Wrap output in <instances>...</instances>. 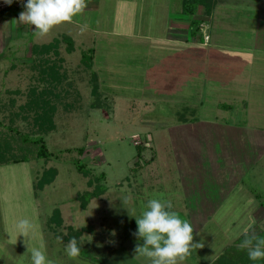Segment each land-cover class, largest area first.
I'll use <instances>...</instances> for the list:
<instances>
[{"label": "rangeland", "instance_id": "1", "mask_svg": "<svg viewBox=\"0 0 264 264\" xmlns=\"http://www.w3.org/2000/svg\"><path fill=\"white\" fill-rule=\"evenodd\" d=\"M154 1L95 0L94 8H89V2L73 23H62L44 38L34 34V26L26 28L18 22L23 8L16 10L15 18L0 20V123L6 125L10 115L25 104L29 88L37 86L31 68L32 46L47 45L63 36L75 43L72 54L64 42L60 47L67 80L58 90L56 129L46 137L49 151L57 158L0 167V264H31L32 248L44 251L54 264H151L136 255V246L144 241L133 233L142 205L155 193H163L173 210L192 223L193 243L204 244L183 264H210L242 235L264 231V209L256 198L264 197V65L254 71L259 84L253 86L249 59L243 55L247 52L206 71L198 62L204 59H197L188 47L181 54L176 51L182 47L174 51L166 43L148 39L166 34L161 19L158 24L156 18L151 19ZM85 24L88 27L81 32ZM236 39L233 44L244 47ZM91 48L95 54L90 72L82 57ZM191 50L197 53L199 49L192 46ZM187 59L193 62L191 75L181 69ZM92 72L98 76L97 99L92 95ZM187 76L191 81L187 82ZM244 101L250 105L249 112L244 111ZM223 104L233 109L219 108ZM187 109L197 112V126L183 127L179 122L178 113ZM200 123L215 130H206L197 138L183 135V129H198ZM16 125L22 131L30 129L20 119ZM137 146L143 147L140 159ZM197 146L214 152L207 157L214 156L215 161L205 167L206 175L185 169L188 174L182 177L174 148L182 147L179 156L189 164L192 156L206 155L192 149L189 155L184 150ZM211 146L225 149L215 152ZM80 148L84 149L82 156L77 152ZM77 159L91 170L92 178L104 175L107 187L86 211L77 196L92 188L88 187L90 178L74 165ZM50 168H56L58 176L36 197L33 186ZM194 205L207 207L196 210L191 219L183 216L182 207ZM55 209L61 212L63 226L52 230L48 222ZM20 219L33 225L28 237L18 235ZM88 226L96 232L84 235L82 241L91 256L70 259L64 240L68 227ZM106 246L114 247L116 253L108 261H99L109 251Z\"/></svg>", "mask_w": 264, "mask_h": 264}, {"label": "trees", "instance_id": "2", "mask_svg": "<svg viewBox=\"0 0 264 264\" xmlns=\"http://www.w3.org/2000/svg\"><path fill=\"white\" fill-rule=\"evenodd\" d=\"M214 7V0H182V13L190 18L198 15L200 10L204 15L212 12ZM10 10H5L0 13V18L5 17ZM202 22L198 19L191 20L189 35L192 41L202 42L201 28ZM67 45V52L72 54L75 52V43L73 39L68 36H63L61 39H55L47 45H33L31 48V55L34 58L32 69L35 72L37 86H31L27 93V100L25 104L19 106L18 112L10 115L9 123H0V126L5 129L0 132V167L11 164L29 163L35 160L50 161L57 156L51 153L47 147L46 137L56 129L54 123V115L56 111V103L60 101L59 86L67 80L66 74L62 70L63 59L60 57V47L62 43ZM94 60V50L90 49L83 53L82 64L91 72ZM92 95L97 99L100 96L98 76L96 73L91 74ZM18 92H16L17 94ZM11 105H15V100L11 99ZM96 106V105H93ZM219 108L223 110H232L230 105H220ZM180 123H194L198 121L197 112L194 110H185L178 113ZM190 114L192 118H188ZM21 120L29 126V131H22L16 125V120ZM138 158L140 159L143 153V147H136ZM79 155L84 154V149L80 148L77 151ZM78 172L88 181V187L92 188L90 191L79 193L77 201L80 203V208L86 211L90 202L100 199L107 192V187L103 183L105 176L92 178L91 170L87 168L82 160L77 159L73 161ZM136 167H140L139 161L136 162ZM135 171V169H133ZM56 168L45 170L38 178L37 184L33 186L34 195L37 197L39 192H42L45 187L50 186L55 182L58 176ZM259 205L264 209V197L256 196ZM48 226L52 230H56L63 226V219L59 209H55L53 215L49 219ZM54 226V228H53ZM68 235L64 237L66 242L75 237L78 246L80 247V255L83 258H89V246L84 245L82 238L84 235L90 233L94 234L95 228L93 226L82 227L74 229L68 227ZM249 235V234H248ZM257 236L264 238V231L257 234ZM246 238L245 234L236 240L232 245L227 247L213 262L210 264H264V259L252 261L248 258L247 249H240L239 244ZM107 247V246H106ZM105 247V248H106ZM108 248V247H107ZM106 248V249H107ZM109 251L102 253L104 259L99 261H108L115 253L114 247H109ZM111 252V253H110ZM101 256V258H102ZM101 264V263H100Z\"/></svg>", "mask_w": 264, "mask_h": 264}, {"label": "crops", "instance_id": "3", "mask_svg": "<svg viewBox=\"0 0 264 264\" xmlns=\"http://www.w3.org/2000/svg\"><path fill=\"white\" fill-rule=\"evenodd\" d=\"M88 1L89 0H87L88 5L89 2L91 5V7L89 8H94L95 0H91L92 2ZM151 10V19L153 20L154 18H156L157 24L159 19H161L162 25L165 26L166 34L164 38L147 37L148 39L154 42L166 43L170 46V49L174 51L176 48L178 49V47H182V51H176L177 53L179 52L181 54L184 52L185 46L188 47L189 52H192L194 55H196L197 59H200L201 61L202 59H204L202 63L200 61L198 62L201 68L203 69L204 67L206 71L213 64L216 65L219 62V66H222L221 64L224 65L225 59L230 60L234 58L235 55H242L240 54V52H247L243 55H245V57L249 59V66L251 70V76H249V79H252L253 86L259 84V79L256 78V74L254 71L256 70V68L258 69L260 65H264V0H214V7L210 14L204 15L203 11L200 10L198 15L193 18L183 15L182 0H157L156 2L154 1V3H152ZM22 11H24V8ZM16 15L17 11L12 9L5 17L0 18V20L15 18ZM193 19H198L202 22V42L192 41L190 39L189 29L191 20ZM27 27H29V25H27L26 28ZM14 28L15 27H13V29ZM16 29L19 30L20 28ZM11 32L12 29L10 30V33ZM205 37L209 38L208 41L205 40ZM235 38H239L238 41L236 39V42H242V45L244 47H237L240 44H233V39ZM245 39L248 40L246 45L244 43ZM192 46L199 49L197 53L191 50ZM93 50L95 54V49ZM192 64L193 62H189V59H187V64L183 65V68L181 69L186 68L187 70L184 72L187 75H191L190 71L193 66ZM179 72L182 73L183 70ZM186 79L187 82L188 80L191 81V76H187ZM240 99L245 101L247 100V98ZM245 101L244 103H246L247 106L244 111L249 112L250 105ZM189 126L193 127L197 125L195 123H186L183 125V127L190 128ZM199 127L200 128L198 129L191 128V130L188 131L183 129V135H188L189 137L196 136L195 138H197V136L201 137V135L206 130H215L212 125L205 126L203 123H200ZM174 141L176 142V139ZM222 145H224L223 142ZM197 147L198 148H184V150L188 151L189 155H193L191 153V149L195 151V154L206 153V155H204L202 158H196L192 156L191 163L189 164L187 158H185L187 159L186 161L179 156L180 154H182V147L174 148L175 153L173 154H176V158L178 160V163H176L178 165V168L180 169V171H184V173L181 175L182 177H185V175L188 174L185 173V169L194 171L201 176L206 175L205 167L207 165H210L209 161H212L214 163L215 159H211L214 156H211L210 159H208L207 157L208 154L214 155V152H210V150H208L207 148L202 149V147L206 146ZM212 148L215 150V152L220 149H222V151L223 149H225L223 147L219 149L218 146L217 148H215V146H213ZM216 168L219 169L221 167H213V169ZM205 207H201L200 205H194L185 208L182 207V214L183 216L191 219L196 216V210L204 211ZM179 210H181V208H179ZM193 255L194 249L191 256L186 261L191 260L193 258Z\"/></svg>", "mask_w": 264, "mask_h": 264}, {"label": "clouds", "instance_id": "4", "mask_svg": "<svg viewBox=\"0 0 264 264\" xmlns=\"http://www.w3.org/2000/svg\"><path fill=\"white\" fill-rule=\"evenodd\" d=\"M4 3L11 5L13 0H4ZM87 6V0H27L18 22L34 26V34L44 38L62 23H73L75 17L82 15ZM87 27L86 24L82 25L81 32L86 31ZM172 209L171 200L164 199L163 193H155L142 205L141 214L136 217L137 230L133 235L143 239L144 243L142 246L138 244L135 252L149 259L151 264H183L193 249L204 247L203 242L193 243L192 223L182 219ZM16 228L18 235L28 237L33 225L28 219H20ZM245 236L238 247L247 249L248 258L252 261L264 259V238L247 233ZM57 239L62 240L61 237ZM65 252L70 259L79 257L80 247L75 237L69 240ZM31 264H54V261L41 249L32 248Z\"/></svg>", "mask_w": 264, "mask_h": 264}, {"label": "built area", "instance_id": "5", "mask_svg": "<svg viewBox=\"0 0 264 264\" xmlns=\"http://www.w3.org/2000/svg\"><path fill=\"white\" fill-rule=\"evenodd\" d=\"M27 0H13L11 5L5 4L4 0H0V13L5 10H18L19 8H24V4ZM208 37H205V40L208 41Z\"/></svg>", "mask_w": 264, "mask_h": 264}]
</instances>
